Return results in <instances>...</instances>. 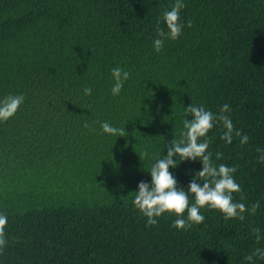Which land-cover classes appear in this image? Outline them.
<instances>
[{"label":"trees","instance_id":"1","mask_svg":"<svg viewBox=\"0 0 264 264\" xmlns=\"http://www.w3.org/2000/svg\"><path fill=\"white\" fill-rule=\"evenodd\" d=\"M174 3L0 0V98L25 96L0 121L8 240L0 264H249L244 258L264 249V164L256 151L264 149V0H184L180 18L192 27L157 53V22L167 31L161 17ZM116 66L130 77L113 96ZM190 104L214 113L231 106L232 142L216 126L208 151L217 165H238L242 191L234 200L260 208L244 221L201 208L204 222L189 230L171 227L178 217L169 213L146 226L135 191L151 182L147 170L167 155L168 142L181 138ZM102 122L126 136L103 132ZM201 169L199 160H184L169 171L187 189Z\"/></svg>","mask_w":264,"mask_h":264},{"label":"clouds","instance_id":"2","mask_svg":"<svg viewBox=\"0 0 264 264\" xmlns=\"http://www.w3.org/2000/svg\"><path fill=\"white\" fill-rule=\"evenodd\" d=\"M186 7L184 0H175L170 10H165L161 20L166 24L167 31L160 27L157 22V38L153 41L154 50L159 53L163 50L165 40H177L182 35L185 26L192 27L193 21L188 20L187 25L181 20L180 12ZM111 75L115 83L111 88L113 96L119 95L124 87V83L130 77V71L119 66L111 69ZM91 88H84L85 95H91ZM25 101L23 94H8L0 98V121H7L19 109ZM231 106L223 104L217 112L206 109L203 105L190 104L184 108L183 131L180 132V139L174 138L168 142L167 155L155 160L147 171L151 175V182L140 181L138 191H135L133 198L134 207L146 218V226H156L158 218L165 213L174 214L176 219L172 221L171 227L179 230H189L193 224H201L205 216L201 214V208L215 209L223 213L225 220L239 219L245 220V213L255 215L260 208V202L256 201L247 206L243 202H236L233 193L241 192L240 185L234 178V173L238 165L227 166L223 163L217 165L212 160V153L208 151L211 137L208 133L216 126L222 129L221 139L227 143L232 142L234 125L230 118ZM191 116L192 119H188ZM90 131H94L85 122L83 125ZM103 132L117 137L126 136L125 128H118L108 122L101 123ZM236 136L240 137V143L245 144L249 136L242 134L239 130L235 131ZM257 162L264 164V149L257 148ZM148 152L139 154L141 161L148 157ZM220 154H217L219 158ZM174 157L179 158V162ZM199 160L202 169L197 171L187 189L178 187V182L174 175L169 171L175 168L181 161ZM199 177V179H197ZM194 197V201L190 199ZM241 201L244 197L241 196ZM185 213H187L185 217ZM7 216L0 214V255L4 253L8 245L5 228ZM252 233L257 243L261 240V230L253 228ZM264 260V249L256 248L244 259L249 264H254V258Z\"/></svg>","mask_w":264,"mask_h":264}]
</instances>
